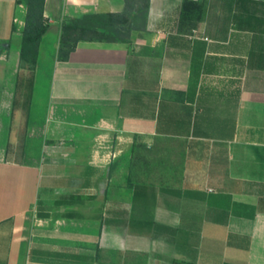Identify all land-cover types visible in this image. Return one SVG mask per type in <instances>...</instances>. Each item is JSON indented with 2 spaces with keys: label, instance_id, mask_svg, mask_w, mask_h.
Wrapping results in <instances>:
<instances>
[{
  "label": "crops",
  "instance_id": "obj_1",
  "mask_svg": "<svg viewBox=\"0 0 264 264\" xmlns=\"http://www.w3.org/2000/svg\"><path fill=\"white\" fill-rule=\"evenodd\" d=\"M184 1L150 0L128 42L67 62L62 23L126 0L45 1L24 149L0 143L7 264H264V0H192L195 27ZM26 16L0 0V136Z\"/></svg>",
  "mask_w": 264,
  "mask_h": 264
},
{
  "label": "trees",
  "instance_id": "obj_2",
  "mask_svg": "<svg viewBox=\"0 0 264 264\" xmlns=\"http://www.w3.org/2000/svg\"><path fill=\"white\" fill-rule=\"evenodd\" d=\"M46 0H18L19 4L27 6L25 29L21 43V61L28 66L23 71L25 76H18L16 88L23 89L24 106L27 110V122L24 136L21 139L20 151L24 149V140L28 127L29 113L32 104L36 77V67L39 48L44 35L49 29L45 18ZM150 0H126V11L123 14L102 13L86 14L80 18L68 19L61 25L59 39L58 61L67 62L71 54L76 51L80 41L95 39L101 42H128L132 31V19L138 15L147 14ZM206 15L204 1L185 0L181 8L182 21L190 22L195 27L203 21ZM12 225L13 220L3 222ZM1 237V236H0ZM1 241V240H0ZM0 264H7V260L0 259Z\"/></svg>",
  "mask_w": 264,
  "mask_h": 264
},
{
  "label": "rangeland",
  "instance_id": "obj_3",
  "mask_svg": "<svg viewBox=\"0 0 264 264\" xmlns=\"http://www.w3.org/2000/svg\"><path fill=\"white\" fill-rule=\"evenodd\" d=\"M28 65L26 63H23V67H27ZM25 74H28V72L25 71H19L17 74V80H19L18 76H25ZM37 89V99L39 104L41 105L43 101L45 100V77H40L38 87ZM14 101H13V113L8 115L9 119L7 121H4L1 123L2 126V136H0V143L2 147H5L6 150L8 151L9 148V142L11 141V137L13 134L17 135L18 138H22L25 133V128H26V122H27V110L25 109L24 106V101L25 98L23 97V89L21 88H16L14 90ZM33 99V98H32ZM19 111V112H17ZM20 146V142L19 145ZM43 193V190L41 191V195ZM39 206V204H38ZM40 207V206H39ZM40 209V208H39ZM43 209V208H41ZM39 215V213H37ZM7 233L3 234L0 238L1 243H0V255L3 257L5 253V247L7 245Z\"/></svg>",
  "mask_w": 264,
  "mask_h": 264
}]
</instances>
